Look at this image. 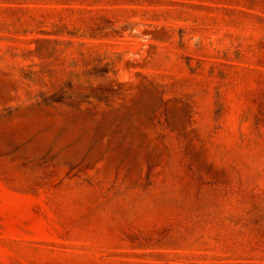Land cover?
<instances>
[{"label":"rangeland","instance_id":"obj_1","mask_svg":"<svg viewBox=\"0 0 264 264\" xmlns=\"http://www.w3.org/2000/svg\"><path fill=\"white\" fill-rule=\"evenodd\" d=\"M0 264H264V0H0Z\"/></svg>","mask_w":264,"mask_h":264}]
</instances>
